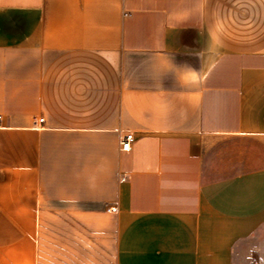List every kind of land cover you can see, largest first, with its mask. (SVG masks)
<instances>
[{
  "label": "crops",
  "instance_id": "obj_1",
  "mask_svg": "<svg viewBox=\"0 0 264 264\" xmlns=\"http://www.w3.org/2000/svg\"><path fill=\"white\" fill-rule=\"evenodd\" d=\"M0 264H264V0H0Z\"/></svg>",
  "mask_w": 264,
  "mask_h": 264
},
{
  "label": "built area",
  "instance_id": "obj_2",
  "mask_svg": "<svg viewBox=\"0 0 264 264\" xmlns=\"http://www.w3.org/2000/svg\"><path fill=\"white\" fill-rule=\"evenodd\" d=\"M44 119H40V122H43ZM135 141V136L134 134H126L125 136L121 137L119 145H120V150L127 152L132 149V145ZM111 212H117V208H110Z\"/></svg>",
  "mask_w": 264,
  "mask_h": 264
}]
</instances>
